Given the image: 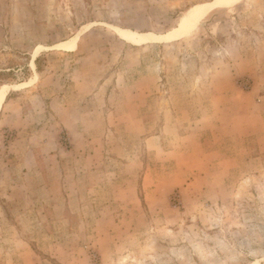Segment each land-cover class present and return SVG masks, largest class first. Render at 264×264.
<instances>
[{
	"label": "rangeland",
	"instance_id": "rangeland-1",
	"mask_svg": "<svg viewBox=\"0 0 264 264\" xmlns=\"http://www.w3.org/2000/svg\"><path fill=\"white\" fill-rule=\"evenodd\" d=\"M2 97L0 264H264V0H0Z\"/></svg>",
	"mask_w": 264,
	"mask_h": 264
},
{
	"label": "bare ground",
	"instance_id": "bare-ground-1",
	"mask_svg": "<svg viewBox=\"0 0 264 264\" xmlns=\"http://www.w3.org/2000/svg\"><path fill=\"white\" fill-rule=\"evenodd\" d=\"M127 32V31H126ZM126 32H125V34H126ZM123 33V32H122ZM128 33V32H127ZM125 34H122L121 36H125ZM127 37V36H126ZM129 37H131V36H129ZM124 38V37H123ZM132 38V37H131ZM131 38H129V39H131ZM136 38H138V37H136ZM135 42V41H134ZM3 99V97L0 99V101Z\"/></svg>",
	"mask_w": 264,
	"mask_h": 264
}]
</instances>
